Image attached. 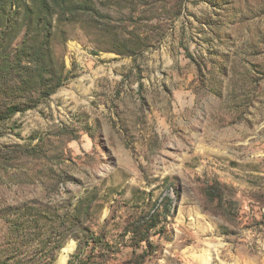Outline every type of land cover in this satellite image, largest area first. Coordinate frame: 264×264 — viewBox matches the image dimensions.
Returning <instances> with one entry per match:
<instances>
[{
	"label": "rangeland",
	"instance_id": "374dc122",
	"mask_svg": "<svg viewBox=\"0 0 264 264\" xmlns=\"http://www.w3.org/2000/svg\"><path fill=\"white\" fill-rule=\"evenodd\" d=\"M48 32L0 90V264H264V0H0V67Z\"/></svg>",
	"mask_w": 264,
	"mask_h": 264
},
{
	"label": "trees",
	"instance_id": "16d2710c",
	"mask_svg": "<svg viewBox=\"0 0 264 264\" xmlns=\"http://www.w3.org/2000/svg\"><path fill=\"white\" fill-rule=\"evenodd\" d=\"M51 33H47L43 38V43L40 42H34V44H39L38 46V52L36 53L33 46H29L26 48V43L28 40L26 39L23 43V48H18L13 53H8L7 49L6 52L2 55V65L0 67V90L2 91H10L13 89L18 88V84H15L14 86H10L12 81L17 80L19 83H24L22 91L25 89V84L29 82L31 79H33L34 73L44 72L45 68L38 67V64H40L41 61L44 60L43 56L45 55L44 52L48 50L49 48V42H50ZM26 55V58H22ZM6 72H12L15 74L11 78L9 77ZM6 74V75H5ZM42 75V74H41ZM41 75L39 76L40 83H41ZM51 75V74H50ZM25 78V81L23 79ZM26 77L29 79V81L26 80ZM46 76H43L42 79H44V86L48 83ZM49 81V80H48ZM9 85V86H8ZM59 84H56L52 89H50L48 92H46V95H49L55 90ZM45 95V96H46ZM32 107L29 106V104H20V103H12L6 108V115L2 117V120H5L6 118H9L16 113L24 112L26 110L31 109ZM5 114V112H4Z\"/></svg>",
	"mask_w": 264,
	"mask_h": 264
},
{
	"label": "bare ground",
	"instance_id": "6f19581e",
	"mask_svg": "<svg viewBox=\"0 0 264 264\" xmlns=\"http://www.w3.org/2000/svg\"><path fill=\"white\" fill-rule=\"evenodd\" d=\"M74 249L73 245H69L64 249V255L61 257V264H65L68 260L69 254Z\"/></svg>",
	"mask_w": 264,
	"mask_h": 264
}]
</instances>
